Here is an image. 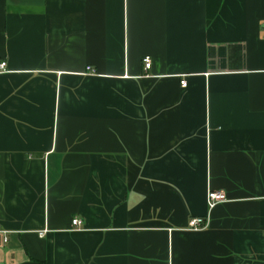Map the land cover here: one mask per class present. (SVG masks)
<instances>
[{"label":"crops","instance_id":"1","mask_svg":"<svg viewBox=\"0 0 264 264\" xmlns=\"http://www.w3.org/2000/svg\"><path fill=\"white\" fill-rule=\"evenodd\" d=\"M0 62V264H264V0H0Z\"/></svg>","mask_w":264,"mask_h":264},{"label":"built area","instance_id":"2","mask_svg":"<svg viewBox=\"0 0 264 264\" xmlns=\"http://www.w3.org/2000/svg\"><path fill=\"white\" fill-rule=\"evenodd\" d=\"M144 62V67L145 70H148L151 67V59L150 58H145L143 60ZM7 70V64L6 62H0V74L4 73ZM89 71L92 70L91 68L88 69ZM181 86L183 88L187 87V82L185 80L181 81ZM227 197L222 191H214V190H209L207 194V202H208V207L209 210H213L218 204L226 202ZM82 222L79 219L73 220V225L74 226H81ZM210 224V218L209 216L205 217H193L189 220L187 229L190 231H202L205 230L209 227ZM46 231L41 232L40 235L43 236ZM1 228H0V234H5ZM5 241H8L7 238H5Z\"/></svg>","mask_w":264,"mask_h":264}]
</instances>
